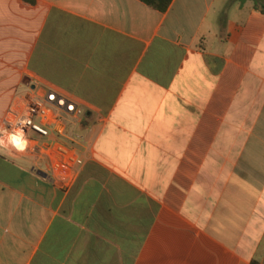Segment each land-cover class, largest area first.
Listing matches in <instances>:
<instances>
[{
	"label": "crops",
	"instance_id": "1",
	"mask_svg": "<svg viewBox=\"0 0 264 264\" xmlns=\"http://www.w3.org/2000/svg\"><path fill=\"white\" fill-rule=\"evenodd\" d=\"M36 83L82 105L61 190L2 134ZM0 264H264L253 0H0Z\"/></svg>",
	"mask_w": 264,
	"mask_h": 264
},
{
	"label": "built area",
	"instance_id": "2",
	"mask_svg": "<svg viewBox=\"0 0 264 264\" xmlns=\"http://www.w3.org/2000/svg\"><path fill=\"white\" fill-rule=\"evenodd\" d=\"M33 94L19 99L4 123L8 138L23 131L25 150L46 163V173L55 186L70 190L78 181L91 153L85 128L84 107L51 88L36 83Z\"/></svg>",
	"mask_w": 264,
	"mask_h": 264
},
{
	"label": "trees",
	"instance_id": "3",
	"mask_svg": "<svg viewBox=\"0 0 264 264\" xmlns=\"http://www.w3.org/2000/svg\"><path fill=\"white\" fill-rule=\"evenodd\" d=\"M149 7H152L160 12H167L174 0H140ZM255 2V9L264 13V0H253Z\"/></svg>",
	"mask_w": 264,
	"mask_h": 264
},
{
	"label": "clouds",
	"instance_id": "4",
	"mask_svg": "<svg viewBox=\"0 0 264 264\" xmlns=\"http://www.w3.org/2000/svg\"><path fill=\"white\" fill-rule=\"evenodd\" d=\"M10 142L20 151H23L27 147V140L24 139L23 131H18L9 137ZM2 143V141H0Z\"/></svg>",
	"mask_w": 264,
	"mask_h": 264
},
{
	"label": "water",
	"instance_id": "5",
	"mask_svg": "<svg viewBox=\"0 0 264 264\" xmlns=\"http://www.w3.org/2000/svg\"><path fill=\"white\" fill-rule=\"evenodd\" d=\"M38 174L40 176H42L43 178H45V179H48L49 178L48 175H47V173H45V172L40 171Z\"/></svg>",
	"mask_w": 264,
	"mask_h": 264
}]
</instances>
